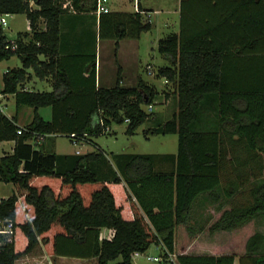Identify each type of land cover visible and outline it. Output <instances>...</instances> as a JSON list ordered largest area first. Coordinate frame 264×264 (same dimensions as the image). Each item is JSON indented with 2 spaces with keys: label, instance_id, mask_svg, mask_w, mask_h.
I'll list each match as a JSON object with an SVG mask.
<instances>
[{
  "label": "trees",
  "instance_id": "16d2710c",
  "mask_svg": "<svg viewBox=\"0 0 264 264\" xmlns=\"http://www.w3.org/2000/svg\"><path fill=\"white\" fill-rule=\"evenodd\" d=\"M136 6L97 15L96 0H0V16L24 15L29 27L17 33L15 50L6 49L12 41L0 30V62H21L2 75L0 95L12 96L17 111H33L22 127L16 115L0 113V143H14L0 157V182L14 188L0 199V219L13 223L12 234L0 235V264H15L40 245L48 256L96 264H132L134 253L153 245L160 262L264 264V235L253 228L264 217V0H181L178 33L157 43L167 65L156 77L171 84V95L141 79L123 86L120 67L114 86L96 87V54L61 53L70 15H94L87 34L113 41L115 50L121 40L139 39L153 25L151 10ZM32 75L52 90L31 88ZM162 94L174 97L177 111L146 134L176 135L177 152L114 155V168L93 139L111 134L113 124L133 135L153 119L142 106ZM43 108L51 110L49 121ZM57 136L96 151L44 152L43 142ZM204 198L216 214L195 229L190 214ZM102 229L112 233L102 236ZM237 232L246 236L240 253L189 251L204 238L215 244Z\"/></svg>",
  "mask_w": 264,
  "mask_h": 264
},
{
  "label": "rangeland",
  "instance_id": "374dc122",
  "mask_svg": "<svg viewBox=\"0 0 264 264\" xmlns=\"http://www.w3.org/2000/svg\"><path fill=\"white\" fill-rule=\"evenodd\" d=\"M118 1L109 0L108 6L111 9L118 8ZM134 2L126 0V7L133 9ZM148 3V4H147ZM146 7L153 9L156 14H153L152 22L154 26L152 29L143 33L139 39L131 41V39H125L120 48L115 50L114 42L109 40H95L94 36L87 29L82 30V33L87 39V43L83 46L82 50L87 51L90 55L97 56V75L98 82L101 88H109L114 86L119 67L121 68V77L124 80V86L133 87L137 84L138 80L154 86L156 90L161 93L167 88V91L172 94L171 84H165L164 79L157 78L156 73L158 68L166 66V62L160 57L157 52V43L159 39L165 38L170 34L178 33L179 20H180V8L181 0H147ZM89 19H93L94 15H87ZM7 26L3 28V34L7 40L13 41L16 38L17 33L27 30V19L24 15L5 16ZM92 27V26H91ZM90 29V28H89ZM66 38H62L61 46H65ZM91 51V52H90ZM147 66L150 69H147ZM21 67V62L18 57L13 56L7 61L0 62V90H2V75L9 68ZM33 74L31 70L28 71ZM32 80L29 86L37 91L52 90L49 82L40 81L32 75ZM169 88V89H168ZM164 94L159 95L155 102L151 105L152 113L148 112L149 106H142V110L147 114H153V119L150 118L142 126H140L133 135H126V124L115 125L111 127V134L94 138V143L105 153L107 161L113 166V156L119 154H175L177 152V136L171 135H157L152 136L146 134L150 128H154L158 123L166 122L171 118V113L176 110V101L167 100L164 98ZM0 106H2L3 114L7 117H12L16 113L17 124L25 126L30 123L33 111L31 108L22 107L17 111L12 96L0 97ZM39 114L46 120L51 119L50 108L40 109ZM41 140H34L32 144L36 147L41 144ZM43 149L46 153L52 151L57 154H88L96 151L95 147L89 144L72 143L66 137H52L43 142ZM12 143L4 142L0 144V157L4 153H11ZM114 167V166H113ZM115 168V167H114ZM14 192L13 185L10 183L0 182V199L8 198ZM207 198V197H206ZM204 198L203 201L197 203L194 207V211L190 214L189 224L198 227L204 224L205 219L198 221L201 214L206 215V220L211 215L210 208L212 204ZM207 201H206V200ZM209 206V207H208ZM216 206V205H215ZM213 208V207H211ZM19 209L22 210V205L19 202ZM23 211V210H22ZM202 211V213H200ZM255 231L264 235V217L256 220L253 225ZM206 243H202L199 246H194L189 251H200L202 249L208 250L210 246H214L217 252H236L240 253L243 250L246 236L242 232L235 233L234 236L221 235L215 244H211V240L204 238ZM199 249V250H198ZM188 251V252H189ZM159 257L160 251L154 245L151 246L148 251L137 260L139 264H176L175 258L173 261L165 262L164 260L159 263L148 262L145 257ZM93 262V261H92ZM91 261L78 260V259H60L48 256L43 250L42 246H37L35 250L28 256L21 258L15 264H91ZM136 262V261H135Z\"/></svg>",
  "mask_w": 264,
  "mask_h": 264
},
{
  "label": "crops",
  "instance_id": "0c3cea01",
  "mask_svg": "<svg viewBox=\"0 0 264 264\" xmlns=\"http://www.w3.org/2000/svg\"><path fill=\"white\" fill-rule=\"evenodd\" d=\"M130 1H136L134 2V5H133V9H128V7H126V0H120L118 1V8L116 9H111L109 6H108V9L109 11H112V12H126V13H133V12H136L137 11V2L139 3V6L141 9L143 10H151L148 14H147V17L150 19L152 25L154 26L153 22H152V18H153V14H156L157 11L153 10V9H149L148 7H146V3H147V0H130ZM109 2V0H108ZM148 4V3H147ZM87 16V15H86ZM84 18V19H83ZM79 17V19L77 20V17H73L72 15L68 16L66 20H71L73 21V24L71 25L70 23H68V25L71 27V29H68V27L62 29V33L66 35V40H65V46L64 47H61V53L63 54H75L77 52H79V50H81V48L83 49L84 45H85V37L81 36V33H82V30L83 28L84 29H87L89 31V26L86 28V22L87 21H90L91 19H88L87 17ZM28 23V21H27ZM78 27H81L79 30ZM74 28V29H73ZM93 29V27H92ZM29 31V27L27 26V30L24 31V32H28ZM91 31V29H90ZM71 34V35H70ZM141 37V36H140ZM124 40H121L119 42V48L120 46L122 45ZM131 41H135L134 39H131ZM96 54V53H95ZM122 71V70H121ZM122 74V73H121ZM122 76V75H121ZM122 85L124 86V78L122 77ZM98 75H97V56H96V87H99V82H98ZM174 100V97L171 96L169 99H167V103L170 101V100ZM177 111V108L176 110H174L172 113H171V117L173 116L174 113H176ZM16 115V114H15ZM14 115V116H15ZM13 117V116H12ZM21 126V125H19ZM22 127V126H21ZM4 142H1L0 144H3ZM8 143H12V146H11V152L13 150V147H14V143L13 142H8ZM5 154V153H4ZM3 154V155H4ZM75 154H79V153H75ZM120 188L117 187V190H119ZM120 191V190H119ZM120 199L122 200V195L120 196ZM122 203H123V200H122ZM209 207V206H208ZM213 207V208H211ZM210 208H208L210 210V213L211 215H209V217L207 218L206 220V215L208 214H201L198 218V221H201L202 220V217H203V220L205 219V222L204 224H207V222L216 214V206L215 205H212ZM200 213H202V211H200ZM123 214H125V216L127 217V219H129V217L131 216L130 215V212H129V209L127 207L124 208L123 210ZM194 227V226H192ZM195 228V227H194ZM196 229V228H195ZM112 233L111 230H105V229H102L101 230V234L102 236H109L110 234ZM157 248V247H156ZM158 249V248H157ZM144 255V254H143ZM143 255H140L138 256L137 258H135L133 261H132V264H139L137 262L138 259H140ZM57 258V257H56ZM60 258V257H59ZM60 259H63V260H66V259H73V258H60ZM80 260V259H78ZM85 261H88V262H92L91 264H96V260L95 259H91V260H85ZM136 261V262H135Z\"/></svg>",
  "mask_w": 264,
  "mask_h": 264
},
{
  "label": "built area",
  "instance_id": "2783aa9c",
  "mask_svg": "<svg viewBox=\"0 0 264 264\" xmlns=\"http://www.w3.org/2000/svg\"><path fill=\"white\" fill-rule=\"evenodd\" d=\"M107 12H109L108 0H96V14L99 15L101 13H107ZM5 16H7V15L0 16V30H3V28L7 26ZM15 48H16V45L14 44L13 41H12L10 47L9 46L6 47V49H11V50H15ZM147 69H150V67L147 66ZM164 83H166V82L164 81ZM0 97H2V95H0ZM152 110H153L152 107L149 106L148 112L152 113ZM0 113L3 114L2 106H0ZM17 134H21V130H18ZM12 233H13V223L7 219H5V220L0 219V235L5 236V235H10ZM138 256H140V254L134 253L132 256L133 260L135 258H137ZM145 259L148 262H155V263H158L161 261L160 257H149V256H147V257H145Z\"/></svg>",
  "mask_w": 264,
  "mask_h": 264
}]
</instances>
